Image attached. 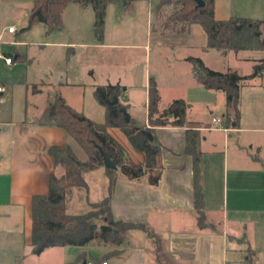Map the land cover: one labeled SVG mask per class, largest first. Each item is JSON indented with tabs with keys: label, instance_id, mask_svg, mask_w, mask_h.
Wrapping results in <instances>:
<instances>
[{
	"label": "crops",
	"instance_id": "obj_1",
	"mask_svg": "<svg viewBox=\"0 0 264 264\" xmlns=\"http://www.w3.org/2000/svg\"><path fill=\"white\" fill-rule=\"evenodd\" d=\"M158 2L159 0H135L131 12L136 13L140 5L147 12H152ZM32 5L33 2L30 9ZM253 11L250 14L252 16L245 18L264 20V0H258ZM28 15L29 12L20 19L28 20ZM193 24L189 26L187 33H190ZM10 25L14 26L12 23L2 25L0 19V44L5 33H17L15 26L13 32L7 30ZM101 28L104 33V28ZM10 42L17 43V39L12 38ZM205 45L206 35L202 51L209 50ZM3 55L11 56L9 53ZM188 56L193 55L187 54L185 60ZM198 57L205 63L203 57ZM245 58L253 65L264 57ZM124 78L125 76H116L115 79L108 80L107 84L124 86L125 90L119 101L126 106L130 118L137 125L152 128L161 145L162 169L156 184L149 183L146 175L129 179L116 170L111 211L117 220L140 223L143 226L127 230L125 239L119 245H65L48 247L40 254H34L32 250L31 253L39 256L50 252L57 259L55 264H68L79 256L75 264H247L248 253L252 252L254 264H264V73L242 81L238 100L240 115L236 126L225 121L224 93L205 88L197 81L196 71H147L140 91L144 105L140 121L136 120V112L133 110L139 88L127 83ZM149 78L154 79L159 93L157 114L172 100L181 98L187 105L185 125H149ZM0 84L5 87V91L0 92V103H6L9 86L5 81H0ZM46 85V101L31 116L26 111L23 117H5L0 110V241L10 245L11 250L21 244L32 248V197L47 193L51 173H62V169L55 166L48 148L63 147L71 143L63 128L37 123L48 102L59 94L71 107L99 122L86 112L83 98L76 103L71 102L63 91L65 84L62 81L47 82ZM34 89L36 93L44 92L37 87ZM209 92L223 93L224 105L217 116L221 118L220 124L211 120L213 116L210 120L187 116L188 110L197 103H203L204 96ZM171 119L169 115L168 120ZM187 129L196 130L200 135L198 147L200 183L207 223L205 227L198 225L194 207L193 158L185 152ZM107 132L121 145L129 164L143 165L144 153L134 148L118 127L108 126ZM89 171L104 176L107 193L109 178L104 168ZM87 172L84 174L86 182ZM87 185L88 189V182ZM69 204L67 197V209ZM13 257L14 260L17 259L18 253Z\"/></svg>",
	"mask_w": 264,
	"mask_h": 264
},
{
	"label": "trees",
	"instance_id": "obj_2",
	"mask_svg": "<svg viewBox=\"0 0 264 264\" xmlns=\"http://www.w3.org/2000/svg\"><path fill=\"white\" fill-rule=\"evenodd\" d=\"M135 0H34L29 11L28 28L33 20L43 23L45 31L51 33L61 26L63 9L73 2L91 4L95 13V26L102 27L105 11L112 3L117 9L130 10ZM198 6L195 0H159L156 10L171 7L168 17L163 22L164 28H177L178 31L188 30L197 23L206 35V48H214L222 53L227 51L264 50V20L231 16L217 19L214 15V0H202ZM262 25V28L260 27ZM196 71V79L205 88L220 90L225 95L226 109L224 112L227 124L236 126L239 120V91L242 81L260 76L264 73V58L252 65L248 75H241L235 69L226 71L214 70L196 56H188ZM125 90L119 84H103L94 88L96 101L104 107L103 122H96L66 103L64 98L56 94L49 101L37 123L40 125H56L63 128L67 135L84 152L86 158L81 159L71 143L63 147L50 146L49 154L55 166L62 168V173H51L48 179L46 194H35L32 197L31 215V250L40 254L48 247L84 246L91 243L119 245L125 239L130 228L143 226L140 223L117 220L111 211V198L116 182L115 171L129 179H138L144 175L151 184L159 181L162 164L160 160L161 145L150 127L136 125L132 118L125 119L126 106L119 101ZM1 95V93H0ZM114 98L117 102L113 103ZM159 93L153 78L148 85V116L150 126L185 125L186 102L177 98L160 113L158 118ZM171 120H168V116ZM108 126L118 127L128 138L131 145L145 155L143 165H131L125 159L121 145L107 132ZM148 133H151V138ZM200 135L196 130L185 131V152L193 158V195L194 207L197 211V222L205 227L203 192L200 183ZM105 151L116 164L115 169L104 166L101 151ZM103 166L109 178L106 195L98 202L92 203L89 210L82 214L69 213L67 196L72 189H87L84 174L89 170ZM252 252L248 253L247 264H254ZM80 257V256H79ZM78 257V258H79ZM74 260L68 264H75Z\"/></svg>",
	"mask_w": 264,
	"mask_h": 264
},
{
	"label": "rangeland",
	"instance_id": "obj_3",
	"mask_svg": "<svg viewBox=\"0 0 264 264\" xmlns=\"http://www.w3.org/2000/svg\"><path fill=\"white\" fill-rule=\"evenodd\" d=\"M32 2L0 0L2 25L12 23L17 29L16 34L5 33L0 44V81L9 86L7 102L0 103L1 115L5 117H23L26 111L31 116L46 101L47 82L62 81L65 84L63 91L71 102L76 103L83 98L86 112L93 119L103 122L104 108L95 101L92 89L107 84L116 76H125L127 83L139 88L133 110L136 120L140 121L144 113L140 91L147 71H195L192 63L185 60V56L191 54L203 57L205 64L215 70L236 69L239 73H250L252 62L245 57H264V51L254 50L222 53L209 48L202 51L205 33L199 24L194 23L190 33L178 31V27L164 28L162 21L171 11L169 6L147 12L140 5L133 14L131 9H117L110 3L105 11L103 33L101 27L95 26L91 4L73 2L63 9L61 26L57 30L47 34L43 23L36 20L24 29L27 20L20 18L29 12ZM257 2L214 0L215 18L252 16L250 14H253ZM97 28L101 29V35L96 32ZM99 36L102 38L98 39ZM12 38L17 39V43H11ZM7 53L13 58L11 64H6L4 60L3 54ZM15 55L18 56L15 58ZM35 87L44 92L36 93ZM204 97L203 103H197L188 110V118L210 120L212 116L220 115L224 105L223 93L209 92ZM157 118L158 114L152 116V120ZM71 144L77 155L85 159L81 148L73 140ZM86 179L88 189H72L67 196L69 213L87 212L92 203L100 201L106 194V179L102 174L89 171ZM14 250L0 241V264H55L57 260L50 252L33 255L31 249L22 244ZM16 253L18 257L14 260Z\"/></svg>",
	"mask_w": 264,
	"mask_h": 264
},
{
	"label": "water",
	"instance_id": "obj_4",
	"mask_svg": "<svg viewBox=\"0 0 264 264\" xmlns=\"http://www.w3.org/2000/svg\"><path fill=\"white\" fill-rule=\"evenodd\" d=\"M195 1H196L198 6L203 5V1L202 0H195ZM96 32H98L100 35L102 34L100 28H97ZM117 100H118L117 98H114L113 103H116ZM124 115H125V119L129 120L130 116H129V113L127 111L124 112ZM4 128H5V126H4ZM148 135H149L150 138L152 137L151 133H148ZM100 151H101V154H102V157H103L104 166L107 167V168H110V169H115L117 166L113 162V160L110 159V157L108 156V154L105 151H103V150H100Z\"/></svg>",
	"mask_w": 264,
	"mask_h": 264
},
{
	"label": "built area",
	"instance_id": "obj_5",
	"mask_svg": "<svg viewBox=\"0 0 264 264\" xmlns=\"http://www.w3.org/2000/svg\"><path fill=\"white\" fill-rule=\"evenodd\" d=\"M7 30H8L9 32H13V31L15 30V27L12 26V25H10V26L7 27ZM3 57H4L6 63L9 64V63L12 62V57H11V56H4V55H3ZM3 91H5V87H4V85L0 84V92H3ZM211 120H212L214 123H218V124L221 123V118H220V117H215V116H213V117L211 118ZM221 128H222V127H221ZM88 264H90V262H89ZM102 264H106V262H102Z\"/></svg>",
	"mask_w": 264,
	"mask_h": 264
}]
</instances>
